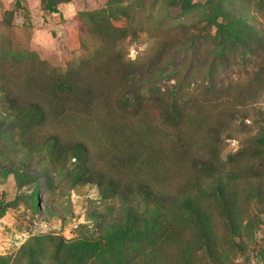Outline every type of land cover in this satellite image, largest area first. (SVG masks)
Returning a JSON list of instances; mask_svg holds the SVG:
<instances>
[{
	"label": "trees",
	"instance_id": "16d2710c",
	"mask_svg": "<svg viewBox=\"0 0 264 264\" xmlns=\"http://www.w3.org/2000/svg\"><path fill=\"white\" fill-rule=\"evenodd\" d=\"M228 1L247 6L256 0ZM221 2L215 4L221 8ZM48 6L57 12L51 0ZM127 9H121L123 15ZM231 17L234 26L230 19L224 28L217 26L227 41L242 24L241 15ZM258 31L245 45L253 55L247 79L225 85L221 78L217 85L197 84L200 92L175 95L161 92L152 79L146 82L144 69L127 57L123 43L127 36L135 38V31L113 26L108 17L94 29L97 46L65 68L0 55V99L5 114L21 124L22 137L43 129V150L91 165L85 183L129 206L98 239L81 238L71 245L52 240L57 247L49 264H92L101 257L127 264L129 246L123 242L135 235L145 237L148 246L134 255L133 264H196L204 256L202 248L215 247L213 217L231 224L238 199L264 183V33ZM216 48L222 53L224 43ZM205 91L210 95L201 96ZM238 134L245 145L225 155L223 139ZM134 218L139 225L132 231Z\"/></svg>",
	"mask_w": 264,
	"mask_h": 264
},
{
	"label": "rangeland",
	"instance_id": "374dc122",
	"mask_svg": "<svg viewBox=\"0 0 264 264\" xmlns=\"http://www.w3.org/2000/svg\"><path fill=\"white\" fill-rule=\"evenodd\" d=\"M51 1L56 13L49 9V0H0V55L65 68L97 46L94 29L108 17L113 26L135 31V38L127 36L123 40L127 57L141 65L146 82L152 79V84L166 95L200 92L197 84L202 88L208 81L217 85L221 78L225 85L247 79L253 70L248 59L253 55H248L245 45L250 44L252 31L264 33V1H252L247 6L228 0H214L213 4L209 0ZM218 1L221 8L215 4ZM125 7L127 14L123 15L121 9ZM231 15H241L242 24L237 26L240 33L232 34L227 41L221 39L223 34L217 26L224 28L227 19L233 23L230 27L234 26ZM221 43L224 57L216 48L219 57L212 58L216 44ZM147 70L152 72L147 74ZM208 95L206 91L201 94ZM260 106L264 108V102ZM250 130L255 133L252 127ZM238 135L236 139H223L225 155L245 145ZM90 169L91 165L56 150H43V129L22 137L21 124L5 114L0 99V264L55 262V238L65 245L81 238L98 239L109 225L123 219L129 206L101 196L98 186L85 183L84 175ZM35 194L37 201L33 200ZM263 201L264 183L251 186L238 199L239 211L231 224L215 215V236L213 240L209 237L215 247L202 248V260L194 262L264 264ZM111 206L112 214L107 215ZM129 224L133 231L139 225L138 218ZM144 240L135 235L123 242L129 246L124 258L127 264H133L134 255L146 250ZM114 258L103 261L101 257L92 264H122Z\"/></svg>",
	"mask_w": 264,
	"mask_h": 264
}]
</instances>
